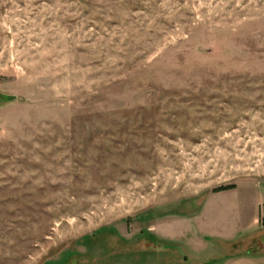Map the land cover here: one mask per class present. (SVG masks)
<instances>
[{
	"label": "rangeland",
	"instance_id": "1",
	"mask_svg": "<svg viewBox=\"0 0 264 264\" xmlns=\"http://www.w3.org/2000/svg\"><path fill=\"white\" fill-rule=\"evenodd\" d=\"M0 95V264H264V0H0Z\"/></svg>",
	"mask_w": 264,
	"mask_h": 264
},
{
	"label": "water",
	"instance_id": "2",
	"mask_svg": "<svg viewBox=\"0 0 264 264\" xmlns=\"http://www.w3.org/2000/svg\"><path fill=\"white\" fill-rule=\"evenodd\" d=\"M16 100L15 96H10V95H0V103H6V102H12Z\"/></svg>",
	"mask_w": 264,
	"mask_h": 264
},
{
	"label": "built area",
	"instance_id": "3",
	"mask_svg": "<svg viewBox=\"0 0 264 264\" xmlns=\"http://www.w3.org/2000/svg\"><path fill=\"white\" fill-rule=\"evenodd\" d=\"M262 214H263V219H264V212Z\"/></svg>",
	"mask_w": 264,
	"mask_h": 264
},
{
	"label": "trees",
	"instance_id": "4",
	"mask_svg": "<svg viewBox=\"0 0 264 264\" xmlns=\"http://www.w3.org/2000/svg\"><path fill=\"white\" fill-rule=\"evenodd\" d=\"M230 188V187H229ZM228 189V188H227Z\"/></svg>",
	"mask_w": 264,
	"mask_h": 264
}]
</instances>
